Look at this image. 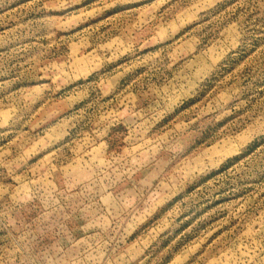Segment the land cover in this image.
Wrapping results in <instances>:
<instances>
[{"label": "rangeland", "instance_id": "rangeland-1", "mask_svg": "<svg viewBox=\"0 0 264 264\" xmlns=\"http://www.w3.org/2000/svg\"><path fill=\"white\" fill-rule=\"evenodd\" d=\"M0 264H264V0H0Z\"/></svg>", "mask_w": 264, "mask_h": 264}]
</instances>
